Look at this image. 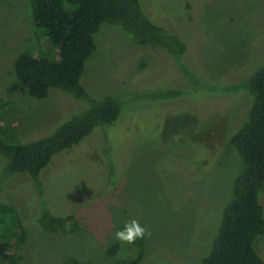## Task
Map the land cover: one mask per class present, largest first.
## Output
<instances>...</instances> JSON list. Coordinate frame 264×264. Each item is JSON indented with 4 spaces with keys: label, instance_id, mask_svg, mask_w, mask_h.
<instances>
[{
    "label": "rangeland",
    "instance_id": "1",
    "mask_svg": "<svg viewBox=\"0 0 264 264\" xmlns=\"http://www.w3.org/2000/svg\"><path fill=\"white\" fill-rule=\"evenodd\" d=\"M31 1L0 0V102L7 103L0 127L7 144L43 139L87 109L57 89L42 100L8 92L22 53L58 54L34 26ZM140 3L185 53L175 58L139 46L103 24L81 82L93 97L130 101L113 124L53 158L42 173L43 193L24 173L5 182L0 202L17 210L25 229L11 264H203L211 252L242 164L227 135L253 102L236 85L264 66V0ZM3 168L0 158V174ZM260 202L264 207V190ZM45 209L74 215L77 226L46 233L36 223ZM132 220L145 229L142 254L139 244L121 242L111 256L114 233ZM255 248L264 259V235Z\"/></svg>",
    "mask_w": 264,
    "mask_h": 264
},
{
    "label": "trees",
    "instance_id": "2",
    "mask_svg": "<svg viewBox=\"0 0 264 264\" xmlns=\"http://www.w3.org/2000/svg\"><path fill=\"white\" fill-rule=\"evenodd\" d=\"M31 14L34 26L57 47L58 54L51 58L22 53L15 63L17 82L8 92L20 91L42 100L57 89L85 102L87 109L61 124L53 134L32 143L7 144L2 140L4 133L0 127V158L4 163L0 193L8 179L23 173L43 193L42 173L53 158L73 149L97 127L113 124L129 103L128 97H93L81 82L86 63L97 49L95 35L103 24L121 28L139 46L161 48L175 58L185 53L177 37L146 15L140 0H32ZM238 85L237 91L247 92L253 98L245 120L227 135L242 164L211 252L203 264H264L255 248L256 240L264 235V207L260 202L264 190V66ZM6 105L1 101L0 110ZM36 223L52 234L77 226L74 215L58 217L47 209ZM24 240L25 229L17 210L0 202V264H11ZM134 243L140 245L142 254V240ZM120 246L118 241L109 250L110 255L114 256Z\"/></svg>",
    "mask_w": 264,
    "mask_h": 264
},
{
    "label": "clouds",
    "instance_id": "3",
    "mask_svg": "<svg viewBox=\"0 0 264 264\" xmlns=\"http://www.w3.org/2000/svg\"><path fill=\"white\" fill-rule=\"evenodd\" d=\"M145 234V229L137 221L132 220L125 223L124 227L114 233V239L127 244H132L134 241L142 238Z\"/></svg>",
    "mask_w": 264,
    "mask_h": 264
}]
</instances>
